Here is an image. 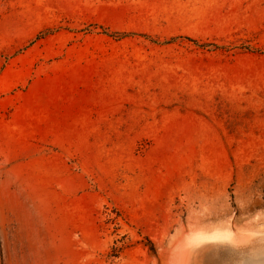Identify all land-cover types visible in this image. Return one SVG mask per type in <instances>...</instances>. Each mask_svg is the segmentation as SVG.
Returning a JSON list of instances; mask_svg holds the SVG:
<instances>
[{"label": "rangeland", "instance_id": "obj_1", "mask_svg": "<svg viewBox=\"0 0 264 264\" xmlns=\"http://www.w3.org/2000/svg\"><path fill=\"white\" fill-rule=\"evenodd\" d=\"M261 226L264 0H0V264Z\"/></svg>", "mask_w": 264, "mask_h": 264}, {"label": "water", "instance_id": "obj_2", "mask_svg": "<svg viewBox=\"0 0 264 264\" xmlns=\"http://www.w3.org/2000/svg\"><path fill=\"white\" fill-rule=\"evenodd\" d=\"M181 261L182 264H264V226L199 235L185 244Z\"/></svg>", "mask_w": 264, "mask_h": 264}]
</instances>
